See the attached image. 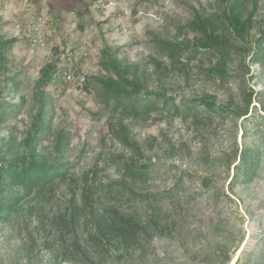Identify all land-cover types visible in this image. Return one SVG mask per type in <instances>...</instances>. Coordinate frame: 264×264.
<instances>
[{
    "label": "rangeland",
    "instance_id": "374dc122",
    "mask_svg": "<svg viewBox=\"0 0 264 264\" xmlns=\"http://www.w3.org/2000/svg\"><path fill=\"white\" fill-rule=\"evenodd\" d=\"M245 1L249 10L256 7L254 26L249 41L240 40L242 51L221 76L211 70L217 63L213 53L195 54L189 49L197 41L192 18L214 12L222 16L220 0H0V43L14 40L0 61V147L4 146L6 157L24 151L30 156L35 149L50 161H70L75 176L93 177L96 171L98 179H118L121 174L108 159L112 154L129 155V149L114 137L110 122L124 121L144 148V160L155 165L153 176L135 187L162 192L179 181L182 190L162 205L122 204L124 211L146 223L156 215L165 225L164 234L153 228L150 235L140 234L120 258L121 250L107 245L92 263L66 260L65 244L54 242L58 235L47 220L58 206L66 208L71 195L62 185L48 199L38 200L35 212L25 203L24 211L14 212L10 220L0 217V263L235 264L240 257L260 264L264 260V41L260 57L254 54L264 31V0ZM160 41L188 48L174 63ZM110 56L133 66L144 90H165L189 99L209 95L216 107L225 110L216 115L199 106L204 122L197 123L183 111L127 116L116 107V99H108L99 81L109 76L103 62ZM47 64H53L57 73L41 95L38 84ZM253 91L249 112L254 116L245 120L232 113ZM42 104L51 126L40 133V143L29 147L25 142L34 132L33 121ZM236 143L240 151L252 146L261 152L262 165L253 182L240 183L230 194L234 164L228 165L227 155ZM205 176L213 178L209 186L202 183ZM218 192L230 198L223 196V214L214 216L217 222L212 225L208 204ZM84 230L79 228L81 234Z\"/></svg>",
    "mask_w": 264,
    "mask_h": 264
},
{
    "label": "trees",
    "instance_id": "16d2710c",
    "mask_svg": "<svg viewBox=\"0 0 264 264\" xmlns=\"http://www.w3.org/2000/svg\"><path fill=\"white\" fill-rule=\"evenodd\" d=\"M224 8L221 14L204 13L196 14L192 18L191 26L197 33L196 43L189 49L198 54L202 51H210L217 57V63L211 68L212 71L224 76L228 72V62L233 56L242 51L240 40H248L254 26L256 7L249 10L245 0H220ZM263 39V40H262ZM14 40L0 43V61L5 60V53ZM264 41V31L257 40L259 49L254 53L260 57ZM161 48L168 53V57L174 63L184 52L182 43L172 41L159 42ZM104 68L109 71L107 78L100 79V83L108 93V99H116V107L122 112L133 116L149 114L158 111L164 114L166 111H183L194 118V122H204L199 117L197 107L204 105L215 114L223 113L225 109L216 107L213 98L202 95L199 98L175 97L165 90H144L142 82H138V71L133 66L123 63L120 58L110 56L103 62ZM54 65L47 64L42 70L39 80V94H46V88L55 75ZM14 79V78H10ZM15 81V80H14ZM254 91L248 94L244 106H239L232 113L248 120L253 117L249 109L252 103ZM161 99V104L157 100ZM110 103V101H108ZM111 132L126 148L127 154H112L109 157L110 165H114L121 177L107 180L98 179L96 171L93 177L89 174L74 175L73 164L61 158L52 161L43 153L32 149L33 153L21 152L15 158L8 159L0 147V217L5 221L10 220L12 214L24 211L25 203H29V210L35 212L38 200H46L55 193L56 188L67 185L71 195L68 205L63 209L58 206L55 214L48 218L51 230L58 237L54 242H63L66 246L64 258L73 262H95L94 255L107 250V245L114 246L122 257V251H128L138 241L140 234L150 235L151 229L163 235L165 225L156 218V215L148 218V223L137 218L135 215L124 211V203L132 204L141 201L162 205L167 201H173L180 194L181 186L178 181L172 188L162 192L141 190L135 187L138 181L151 178L155 172V165L146 159L144 148L131 136L130 128L124 121L117 124L110 122ZM51 119L42 104L32 125V134L26 140V144L32 147L34 143H40V133L49 129ZM245 132L243 133V135ZM61 140L57 142L56 151H60ZM235 150L227 155L228 165L234 164V173L229 182L230 194L236 191L240 183H251L256 178L261 168L262 154L254 150L252 146L243 147L235 144ZM239 158V159H238ZM213 178L204 177L202 183L209 186ZM80 191V194H79ZM229 197L225 192H218L209 202L208 209L211 211L210 223L217 222L223 214L221 199ZM6 212L5 215L2 212ZM217 218V219H218ZM86 230L79 232L80 227ZM92 227V228H91ZM94 228V229H93ZM88 231V236L83 237ZM241 242V241H240ZM102 259L106 257L101 255ZM231 257L229 258V260ZM264 263V260L260 264ZM2 264V263H0ZM235 264H254L251 261H243L240 257Z\"/></svg>",
    "mask_w": 264,
    "mask_h": 264
},
{
    "label": "built area",
    "instance_id": "2783aa9c",
    "mask_svg": "<svg viewBox=\"0 0 264 264\" xmlns=\"http://www.w3.org/2000/svg\"><path fill=\"white\" fill-rule=\"evenodd\" d=\"M68 77H69V79H71L72 78V75L70 74Z\"/></svg>",
    "mask_w": 264,
    "mask_h": 264
},
{
    "label": "bare ground",
    "instance_id": "6f19581e",
    "mask_svg": "<svg viewBox=\"0 0 264 264\" xmlns=\"http://www.w3.org/2000/svg\"><path fill=\"white\" fill-rule=\"evenodd\" d=\"M237 258H238V257H236V259H237ZM234 262H235V261H234ZM234 262H233V263H234Z\"/></svg>",
    "mask_w": 264,
    "mask_h": 264
}]
</instances>
